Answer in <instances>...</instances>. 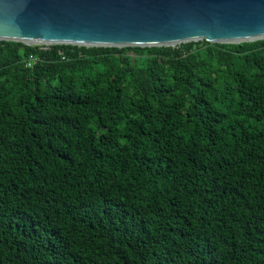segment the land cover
<instances>
[{
  "label": "trees",
  "instance_id": "16d2710c",
  "mask_svg": "<svg viewBox=\"0 0 264 264\" xmlns=\"http://www.w3.org/2000/svg\"><path fill=\"white\" fill-rule=\"evenodd\" d=\"M0 264H264V40L0 41Z\"/></svg>",
  "mask_w": 264,
  "mask_h": 264
},
{
  "label": "water",
  "instance_id": "95a60500",
  "mask_svg": "<svg viewBox=\"0 0 264 264\" xmlns=\"http://www.w3.org/2000/svg\"><path fill=\"white\" fill-rule=\"evenodd\" d=\"M261 40L264 0H0V41L27 46L161 48Z\"/></svg>",
  "mask_w": 264,
  "mask_h": 264
},
{
  "label": "rangeland",
  "instance_id": "374dc122",
  "mask_svg": "<svg viewBox=\"0 0 264 264\" xmlns=\"http://www.w3.org/2000/svg\"><path fill=\"white\" fill-rule=\"evenodd\" d=\"M200 42H202V41H200ZM194 43H198V42H194ZM179 46H180V45H176V46H175V49L178 48ZM40 47H42V48H44V49L48 48V47L41 46V45H40ZM129 54H130V55H133L132 52H130Z\"/></svg>",
  "mask_w": 264,
  "mask_h": 264
},
{
  "label": "bare ground",
  "instance_id": "6f19581e",
  "mask_svg": "<svg viewBox=\"0 0 264 264\" xmlns=\"http://www.w3.org/2000/svg\"><path fill=\"white\" fill-rule=\"evenodd\" d=\"M27 43V42H26ZM27 44H34V43H27ZM41 46H44V45H42V44H40ZM176 45H178V44H173V45H169V47H173V48H175V46ZM45 46H47V45H45Z\"/></svg>",
  "mask_w": 264,
  "mask_h": 264
}]
</instances>
